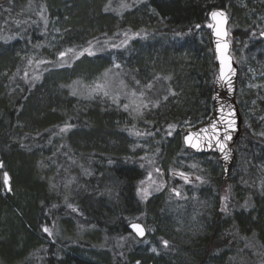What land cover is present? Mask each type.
<instances>
[{"label":"trees","instance_id":"trees-1","mask_svg":"<svg viewBox=\"0 0 264 264\" xmlns=\"http://www.w3.org/2000/svg\"><path fill=\"white\" fill-rule=\"evenodd\" d=\"M263 2L26 0L18 5L17 0H0V195L12 217L0 226V264H27L23 261L25 247L40 236L47 239L40 242L36 257L41 264H264V153L254 154L257 146L264 145L261 138L243 151L247 184L238 178L240 173H234L235 162L224 179L215 155H210L215 158L211 165L203 160L209 155H195L184 148L185 154L200 161L196 166L201 169L185 166L182 173L178 156L168 160L173 174L196 175L200 181L192 197L184 193L195 180L186 182L166 174L162 192L137 206L156 230L152 240L156 254L140 247L125 252L123 247L110 259L101 246L56 236L65 219L82 231L94 227L109 238L131 235L121 209L133 208L130 199L137 197L141 173L147 177L150 167L158 170L164 162L134 157L130 124L135 116L124 112L120 104L100 95L89 96L78 87L82 76L75 73L76 67L82 63L92 74L93 68L110 69L116 63L125 87L138 83L137 88L149 87L160 97L167 94L142 119L159 120L154 124L169 140L163 125L191 120L195 128L211 115L217 72L212 41L207 30V48L197 40V32L206 28V15L215 9L225 11L232 27L239 23L233 39L246 43V54L261 60L264 41L258 33L250 37L243 27L251 16L264 15ZM56 27L62 34L53 42ZM185 51L191 61L184 77L199 84L193 99L176 108L183 71L170 56ZM244 138L243 129L238 142ZM256 182H262L261 191ZM9 183L15 199L8 192ZM179 187L184 190L177 196L172 191ZM122 189L128 195L126 203ZM57 192L68 195L65 201ZM247 194L250 197L245 200ZM112 195L122 217L119 222L105 225L87 217L101 213L100 202ZM241 196L244 205L238 200ZM92 203H98V208L93 209ZM174 204L186 207L175 209ZM224 206L226 211L221 210ZM45 228L54 231L48 234ZM62 250H67L66 257L61 258Z\"/></svg>","mask_w":264,"mask_h":264},{"label":"rangeland","instance_id":"rangeland-1","mask_svg":"<svg viewBox=\"0 0 264 264\" xmlns=\"http://www.w3.org/2000/svg\"><path fill=\"white\" fill-rule=\"evenodd\" d=\"M25 3L26 0H17L18 5H24ZM255 4L256 2L252 1V7H254ZM212 11H210V13ZM223 12L228 16L225 11ZM210 13L206 15V28H203L197 32L198 43H200V45H202L204 48H207L208 38L206 30L210 35ZM239 28V23L232 27L229 20L228 31L229 41L231 44L230 54L233 57L235 63L238 65L239 69V84L236 91V100L242 120V130L244 129L246 131L247 137L235 145L236 158L234 173H240L241 177L238 178L243 179V174H246V170L243 169V164L247 165L246 161L243 160V151L249 148L250 143L254 142L256 144V140L258 138L264 139V110L262 106V104L264 103V58L258 60L256 56L247 55V44L241 43L239 39H233V30ZM243 28L250 32V37L254 36V34H257L260 31H264V15L256 14L254 17L251 16L249 24L246 25V28ZM61 34L62 33L60 31V28L56 27L55 31H53L52 34L53 42H57ZM170 61L174 62V64H176L183 71L180 76V90L174 100V105L176 108H183L186 105L187 101L193 99V95L195 91H197V87L199 84L193 79H185L184 77V72L187 71L190 67L189 63L191 61V54L186 51L182 53L176 52L170 56ZM81 64L82 63H80L75 69V73L77 72L82 76L78 79L80 82L78 87H81L82 89L88 91L89 96L95 97L97 95H100L113 102L114 105L120 104L124 112L132 113L133 116H135L134 123L130 124L132 136L134 137L132 139V152L134 154V157L147 162L153 161L152 159H160L159 163H162L163 161L164 162L158 170L155 167H150V172L148 173L147 177H144V175H142L141 173L137 185V197L134 196L132 199H130L134 202L133 205L135 207L133 206V208L131 207L121 209L124 214L123 217L125 218V224L133 221L143 223L148 232L146 239L138 241L137 239L135 240V237L131 235L124 237L118 236V238H109L103 233H100V231L94 227H90L82 231L80 228H78L77 224L75 225L70 221H66V219L61 223V227L58 229L56 236L62 239L73 237L76 240L79 239L81 242H84L83 244L90 243L93 246H101L102 248H104V252L110 253V259L114 258L112 255H114L116 251H122L123 247L126 248L125 252H128L130 249L134 250L135 248L140 247L142 249H145L144 251H149L152 254H156L157 251H152V249H155L152 245V240L155 239L156 230L155 228L150 226V223L147 222L146 215L142 212L143 210L139 211L140 208L137 206H142V204L147 202L148 199L153 196V194H156L155 192H162L161 190L165 188L166 174L170 176V174L175 171V169L173 170L170 167L168 161L169 159H173V157L175 156L179 157V172L181 173L185 166L194 167V170L201 169L200 166H196V162L199 163L200 161L195 160L194 158L185 154V152L183 151L184 147L182 144V136L186 131L193 129L194 124L191 120H181L179 124L173 123L169 125H163V131L167 134V137H170L169 140H165L162 136V131L159 130L158 126L156 127L154 124L159 120L155 121L150 117L148 121H144L142 119V116L145 111L156 109L159 104H161V101L167 98V94L165 95V97H160L158 91H151L149 87L137 88L138 83H134L132 85L130 84L129 88L125 87V81L120 78V73H118V71L116 72V70L119 69L118 67H116V65H118L116 63L113 64L110 69H107L105 66H98V68L96 69L93 68L94 73L92 74H89V70L83 69L80 66ZM67 65L69 66L70 63H68ZM86 77H88V81H86ZM83 91H81V93H84ZM125 106H127V108ZM169 133L171 134L169 135ZM248 138H252L254 140L247 142ZM256 151L257 152L254 153L256 157L263 156L264 145L261 144L260 146H257ZM162 156L164 157L163 159ZM203 160L204 162H209V164L213 165L215 158L209 155V157H205ZM197 173L199 174V170H197ZM186 175L187 177L190 176L189 174ZM193 178L192 180H195V183L190 188L186 189V192L184 193L185 195L192 194V197L196 195V184L200 181V179H198L196 175L193 176ZM243 180L246 184L247 182H249L245 179ZM239 181L242 180L239 179ZM3 184L5 186V183ZM255 186L259 187L256 189H260L261 191L262 182H260V184L256 182ZM144 188H147L149 192V195L146 198H142V196L138 194L139 190ZM182 188L185 187L183 186ZM182 188L179 187V189L172 192L180 194V192L184 190ZM8 192H10L11 198H16L14 188H11V185L8 189ZM112 193L113 195L115 194L114 191H112ZM55 194L59 195V192ZM121 194L123 202L126 203V198L128 196L127 192L122 189ZM60 195L62 196V201H65L66 197L68 196L65 194ZM113 195L112 197L100 202L102 204L99 207L101 209V213H98L97 216L87 215V217L98 220L100 223H103L105 225H112L119 222L122 217H120V214L118 215V209L115 208L116 206L114 204L115 200L113 198ZM104 196H108L107 191H105ZM242 197L243 196L239 197L238 200H241V204L244 205L245 201H243ZM249 197L250 196H248L247 194L245 200L249 199ZM186 198L187 197L184 196L182 198V202ZM1 199L2 196L0 195V226H4L7 222L12 221V217L10 214L8 215V205L2 203ZM4 199H6L7 202L9 201L6 196H4ZM97 204L98 203H92L93 209L98 208ZM180 205L181 206H176L174 204V208L177 209L186 207L184 206V204ZM50 231L53 232L54 229ZM50 231L48 230L47 233L51 234ZM41 241H47V239L43 236H40L39 240L32 238L30 241L32 245L28 244L25 247L26 250L23 257V261L25 263L41 264V261L39 263L36 261L37 254L41 252ZM20 246L24 247V244H21ZM86 250L87 249L85 247L81 249V251L84 252L83 255L85 257H87ZM67 253V250H62V252L60 253L61 258L66 257ZM124 259L129 258L127 257ZM2 264L6 263L2 262Z\"/></svg>","mask_w":264,"mask_h":264},{"label":"water","instance_id":"water-1","mask_svg":"<svg viewBox=\"0 0 264 264\" xmlns=\"http://www.w3.org/2000/svg\"><path fill=\"white\" fill-rule=\"evenodd\" d=\"M213 12H221L219 10H214ZM212 13V12H211ZM210 13V22H211V29L210 35L212 38L213 43V53L215 56V61L217 65V75L215 78L214 86H213V111L211 114L210 119L205 124L198 126L193 130H189L184 133L182 137L183 145L186 149L192 151L194 154L198 155H206V154H214L217 156L219 164L221 166L223 172V178L226 179L229 173L230 168L233 165L234 158H235V151L234 145L236 144L237 140L241 136V116L239 113L238 105L236 103V89H237V74H238V67L235 64L232 56L230 55V43L228 40L229 33H228V24L229 19L226 14L224 17H217L213 19ZM226 18V19H225ZM220 29L222 33L221 36L216 35V31ZM259 37L264 40V31L259 33ZM227 45L225 48L224 46ZM223 61V64L221 63ZM226 73L225 79L230 80V85L225 83L224 81L218 79L221 75V70ZM230 69V71H229ZM231 113V116H229ZM234 119L235 121V131L229 129V134L231 135L230 140L223 141L224 135V119ZM212 124H216L217 130L220 133V139L225 143L226 148L225 152L222 153L216 147V141L212 140L209 141L206 137L215 135L212 131ZM204 129H207V133H205ZM192 134L194 137V142L197 139L204 138L201 144L200 150L193 149L186 145L185 138ZM211 145V146H209ZM225 155H227V159H225ZM181 179L187 180V178L183 176H178ZM133 223L139 224L145 230L144 237H139L136 235L134 230L131 228ZM127 229L130 233H132L138 240H143L146 235L147 231L145 226L139 222H132L127 225Z\"/></svg>","mask_w":264,"mask_h":264},{"label":"snow or ice","instance_id":"snow-or-ice-1","mask_svg":"<svg viewBox=\"0 0 264 264\" xmlns=\"http://www.w3.org/2000/svg\"><path fill=\"white\" fill-rule=\"evenodd\" d=\"M211 16H212L213 19H216L217 17H224V14L222 12H212L211 13ZM223 34L224 33H222V31L220 29H218L216 31V35L217 36H221ZM224 47L226 48L227 45H225ZM87 54L88 55H94V53L91 52L90 50H87ZM80 55H84V53L82 52V53H80ZM64 56H65V53L61 52L59 58L60 59H63ZM221 63L223 64V61H221ZM116 67H119V65H116ZM229 71H230V69H229ZM225 77H226V73L222 69L221 70V75H220V77L218 79H220V80H222L225 83H228L230 85V83H231L230 80L229 79H225ZM125 107L127 108V106H125ZM229 116H231V113H229ZM221 119H224V118L222 117ZM224 124H225V128H224L223 141H226V140H230L232 138L231 135L229 134V131L228 130L231 129V130L235 131V121H234V119H224ZM211 127H212V131H213V133H215V135L207 136L206 138L209 141H212V140L216 141V147L219 149L220 152L224 153L225 152L226 145L219 138L220 137V133L217 130L216 124H212ZM65 130L66 129H63V128L61 129V131H65ZM202 131H204L205 133H207V129H204ZM170 134L171 133H169V135ZM203 139L204 138H200V139L195 140V142H194L193 135L192 134H189L185 138V143H186L187 146H189V147H191L193 149L200 150V147H201V144L203 142ZM209 146H211V145H209ZM225 159H227V155H225ZM181 175H183V174H181ZM4 183H5V186L7 187V185H8V178H7V176H5ZM138 194H140L142 196V198H146L149 195V192H148V189L147 188H144V189L139 190ZM177 195H179V194L177 193ZM225 199H227V197H225ZM69 207H71V205H69ZM72 210L73 211H76L75 208H73ZM221 210L222 211H226V206L222 207ZM131 228L134 230V232L136 233L137 236L144 237L145 230L139 224L133 223L131 225ZM44 231L45 232H48V229L45 228ZM163 245H164V247H167L168 246V242L166 240L163 241ZM152 251L155 252L156 249H152Z\"/></svg>","mask_w":264,"mask_h":264},{"label":"bare ground","instance_id":"bare-ground-1","mask_svg":"<svg viewBox=\"0 0 264 264\" xmlns=\"http://www.w3.org/2000/svg\"><path fill=\"white\" fill-rule=\"evenodd\" d=\"M33 237V236H32Z\"/></svg>","mask_w":264,"mask_h":264}]
</instances>
